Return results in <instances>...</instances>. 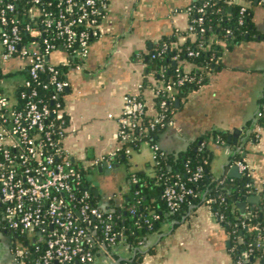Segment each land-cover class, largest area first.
<instances>
[{
	"label": "crops",
	"instance_id": "obj_1",
	"mask_svg": "<svg viewBox=\"0 0 264 264\" xmlns=\"http://www.w3.org/2000/svg\"><path fill=\"white\" fill-rule=\"evenodd\" d=\"M195 1L107 0L101 22L102 35L92 40L84 64L66 65L69 86L63 101L68 123L63 145L82 166L106 172V167L100 171L98 166L120 145L118 116L123 96L137 92L146 75L145 64L134 60L133 54L147 52L151 43L164 35L175 34L177 43H183L186 36L182 31L190 27L188 7ZM253 20L256 25L253 34L224 49L219 65L208 73L201 86L191 90L177 105L173 123L162 129L157 138L163 149L176 152L200 135L224 131L226 140L210 138L208 142L213 150L210 174L214 178L235 177L232 173L235 163H230L231 143L252 125L248 131H257V138L248 142L243 156L257 189L243 199L246 201L244 213L264 199V126L257 129L254 122L264 93V0L254 4ZM2 52L0 37V89L15 98L16 90L26 77V63L19 55L4 59ZM67 57L64 49H57L48 55V60L62 65ZM185 67L192 65L186 62ZM152 160L151 146L143 142L131 152L127 163H113H119V169L125 165L126 184L119 194L114 192L102 201V189L96 186L98 202L112 206L128 198L129 170L143 169L152 174ZM96 161L102 163L96 165ZM252 195H258V199H252ZM237 207L244 214L239 202ZM185 216V220L176 221V225L171 221L162 226L161 232L148 234L143 249L154 244V251L146 253L139 264H236L230 250V233L208 202L195 206L189 216ZM22 237L25 242L17 235L13 239L9 232L0 233V264H21L24 244L34 241L31 233ZM116 249L117 257L98 256L84 264H115L133 255L124 241L118 242ZM259 263L257 259L255 264Z\"/></svg>",
	"mask_w": 264,
	"mask_h": 264
},
{
	"label": "built area",
	"instance_id": "obj_2",
	"mask_svg": "<svg viewBox=\"0 0 264 264\" xmlns=\"http://www.w3.org/2000/svg\"><path fill=\"white\" fill-rule=\"evenodd\" d=\"M29 2L32 5L24 17L18 10L21 0H0L2 56L9 59L19 55L28 71L18 87L21 101L0 89V233L14 229L33 235L38 254L27 261L22 252L21 264L90 263L98 256L113 255L109 246L116 245L117 237H121L120 241L124 238L114 225V208L94 203L93 192L85 185L82 171L63 145L66 121L63 118L58 123L54 116L61 117L64 113L61 98L69 80L60 65L50 62L46 56L54 50L64 49L68 53L65 65L82 66L92 40L102 35L101 22L108 2ZM205 5L195 7L193 3L188 7L191 30L198 25L200 32L206 31L203 25ZM246 6L242 5V11ZM194 10L199 13L197 17H192ZM24 32L29 35L26 42ZM200 46L206 47V43L200 42ZM197 53L198 50L193 49L188 52L189 55ZM174 58L176 60L177 55ZM189 69L177 67L175 82H158L151 76V85L141 82L137 92L123 96L124 103L118 116L120 145L135 135L151 136L158 127L165 128L173 123L171 105L178 99V87L186 82L203 84L202 78ZM42 89H49V94L43 96ZM50 99L53 105L49 103ZM262 117L264 104L254 116L257 129L262 127L259 124ZM145 142L150 144L154 160L168 152L157 141L147 138ZM118 149L111 152L107 160L109 166H113L112 159ZM132 151L131 146L126 149L128 153ZM235 163L240 173L245 170L251 173L245 160ZM203 174L204 167L199 165L190 179L197 182ZM193 194L195 188L181 178L167 182L162 191L172 213ZM150 213L159 217L155 211ZM145 221L149 222V218ZM244 228H247L245 221L241 230ZM262 243L263 238L251 242L248 254ZM237 262L244 264L241 257Z\"/></svg>",
	"mask_w": 264,
	"mask_h": 264
},
{
	"label": "trees",
	"instance_id": "obj_3",
	"mask_svg": "<svg viewBox=\"0 0 264 264\" xmlns=\"http://www.w3.org/2000/svg\"><path fill=\"white\" fill-rule=\"evenodd\" d=\"M203 4H206L203 23L206 31L200 32L198 25L192 30L189 27L186 31H182L186 36L183 43H177L175 34L164 35L159 40L153 41L147 52L138 51L133 54L134 60H141L145 64L146 75L143 82L146 85L153 83L151 76H154L158 82L162 80L164 82H175L178 76L177 67L185 68L186 61L192 64L189 70L200 76L202 83H204L207 80L208 73L219 65L224 49L241 41L247 35L251 36L256 30L253 20L255 0H242L241 2L235 0H196L194 2L195 7ZM243 4H247L244 11H242ZM24 5H26V8H24ZM31 5L32 3H28V0H21L18 8L20 14L25 17L27 9ZM198 14L194 10L192 17H197ZM37 18L38 15H36L35 20ZM23 37L24 42H26L29 37L28 33L24 32ZM200 42L206 43V47H201ZM189 49L198 50V53L189 55ZM176 55L177 58L175 60L174 57ZM75 61H78V58ZM60 67L65 75L67 66L62 64ZM27 72L26 69V75H28ZM44 77L47 78L48 75L45 74ZM198 86L199 84L197 83L186 82L178 87L177 96L180 102L187 97L191 90ZM41 94L47 96L49 89H42ZM15 97L18 101H21L19 88L16 90ZM61 99H63V96ZM261 101L264 104V93ZM49 103L53 105L51 99ZM171 109L174 111L177 109L176 102L171 105ZM54 118L58 123L63 118L66 121V125L68 123L65 111L61 117L54 116ZM259 124L264 126V117L260 119ZM249 127H252V125L244 129L236 142L231 143V164L238 160H245L243 152L247 150L248 142L250 140L255 141L257 138V131H248ZM162 129L164 127H158L151 133V136L135 135V138L123 142L116 156L112 159V163H127L131 154L126 152L129 146L134 150L139 148L147 138L152 142L157 141L158 134ZM210 138L214 141H224L228 137L224 131L215 130L208 132L192 140L185 149L176 152L168 151L166 155L161 156L158 160L153 159L152 174L146 173L143 169L129 170L128 175L131 181L130 188L126 193L128 198L123 199L120 204L112 205L115 210L114 225L117 230L122 232L124 242L133 251V255L129 258H122L120 264H139L146 253L154 251V244L143 249L149 233L161 232L162 226L171 221L176 225L175 222L181 220L185 215L189 216V212L195 206L206 202L210 203L216 216L230 233L232 239L230 250L236 264H238L237 260L239 257L244 260V264H255L257 259L261 260L264 258V243L261 246H255L251 251V255L254 256L253 260L245 257L242 251V248L246 247L249 249L251 242L256 241L258 238L261 240L264 236L262 234V231H264V199L259 204L253 205L246 213H240L237 207L238 202L257 189V186L249 170L242 171L239 176L235 177L224 175L220 178H214L210 174L209 167L213 155V150L208 145ZM72 161L80 168L85 185L93 192L94 203H99L88 178V173L92 169L91 166H82L73 158ZM100 163L102 162H97L96 165ZM199 165L204 167V174L195 182L190 179V176ZM176 178H181L193 186L195 194L187 197L178 210L172 213L167 208L162 191L167 182ZM210 198L212 200L208 201ZM133 206H135L134 210H132ZM151 211L157 212L159 217H154L150 213ZM221 215H223V218H221ZM145 218H149V222H146ZM243 221L246 222L247 228H244L241 241L240 230L242 229ZM5 231L11 233L13 239L17 235L20 237L19 240H22V242L26 241L22 237L24 233L14 229H6ZM117 238L116 245L114 247L109 246L115 257L119 256L115 247H117L121 237ZM23 247V254L27 261L38 254L35 251L33 241H29Z\"/></svg>",
	"mask_w": 264,
	"mask_h": 264
},
{
	"label": "rangeland",
	"instance_id": "obj_4",
	"mask_svg": "<svg viewBox=\"0 0 264 264\" xmlns=\"http://www.w3.org/2000/svg\"><path fill=\"white\" fill-rule=\"evenodd\" d=\"M121 169L112 172H99L97 169L91 170L92 172L88 173V178L90 181V185L93 187H101V201L110 198L113 196L114 192L119 194L125 184H126V174H125V165H122ZM93 178V179H92Z\"/></svg>",
	"mask_w": 264,
	"mask_h": 264
},
{
	"label": "water",
	"instance_id": "obj_5",
	"mask_svg": "<svg viewBox=\"0 0 264 264\" xmlns=\"http://www.w3.org/2000/svg\"><path fill=\"white\" fill-rule=\"evenodd\" d=\"M258 2H259V0H255V3L256 4ZM46 59H48V56H46ZM176 104L177 105L180 104V99L179 98L176 99ZM230 139H231V136H229V140ZM104 168H105V171L106 172H111V171L118 170L120 168V165H119V163H116L113 166H109V162L106 160L101 165L98 166V170L102 171V170H104ZM232 173L235 176H239L240 175L239 167H238V165L236 163L232 166ZM94 192L96 194V192H97V188L96 187L94 188ZM251 198L252 199H258V195H252ZM239 203H240L241 211H242V213H244L245 212L246 201L242 200V201H239ZM185 218H186V216H183L182 220H185ZM173 228H174V224L171 227V231L173 230ZM243 233H244V230H240V240L241 241H242V235H243ZM38 234H40V232H38ZM262 234L264 235V231H262ZM242 251H243L244 255L248 259H250V260H253L254 259V256L253 255L248 254L246 247L242 248ZM118 262H120V260H118L115 264H117ZM76 263H78V262H76ZM259 264H264V258H262L260 260V263Z\"/></svg>",
	"mask_w": 264,
	"mask_h": 264
}]
</instances>
